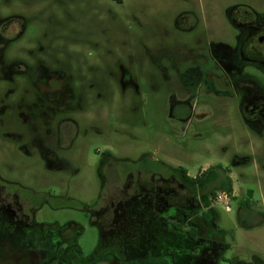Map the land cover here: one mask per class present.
Here are the masks:
<instances>
[{
  "label": "rangeland",
  "instance_id": "374dc122",
  "mask_svg": "<svg viewBox=\"0 0 264 264\" xmlns=\"http://www.w3.org/2000/svg\"><path fill=\"white\" fill-rule=\"evenodd\" d=\"M12 4L29 18L17 53L23 57L33 54L40 42H56L83 98L79 109L70 110L79 122L72 145L65 140L56 147L55 120L40 114L43 109L33 115L28 110L33 101L25 90L29 81L0 77V188L14 199L3 193L5 201L47 231L68 227L63 232L67 239L76 234L69 226L81 229L77 243L88 257L100 241L95 212H101L100 222L108 230L118 204L147 188L172 189L176 204L192 196L201 200L212 190L221 191L220 179L191 189L180 170L195 177L221 165L229 170L234 196L229 211L223 204L215 208L217 226L227 232L225 260L219 264H264V125L243 117L234 78L183 72L204 63L208 48L221 45L220 50L235 51L241 31L228 12L248 6L262 14L264 0ZM187 11L196 13L200 23L182 31L176 19ZM245 70L264 86L259 68ZM247 199L249 205L244 204ZM182 219L188 229V217ZM207 230L203 228V235ZM66 246L0 237V264H70L57 253ZM96 264L126 263L106 255ZM131 264L166 263L145 258Z\"/></svg>",
  "mask_w": 264,
  "mask_h": 264
},
{
  "label": "flooded vegetation",
  "instance_id": "af4514ba",
  "mask_svg": "<svg viewBox=\"0 0 264 264\" xmlns=\"http://www.w3.org/2000/svg\"><path fill=\"white\" fill-rule=\"evenodd\" d=\"M228 16L232 25L241 31L236 50L228 47L220 50L221 45L208 48L203 55L204 63H198V68L189 67L183 72L199 70L214 76L234 78V87L238 95H241L243 117L248 122L264 125V86L245 70L247 67H256L264 74V13L248 6H236L230 9ZM28 22L29 18L25 13L15 11L12 0H0V77L8 82H13L16 77L28 80L30 86L25 90L28 94H33V101L28 106L30 114L33 115L39 108L43 109L40 114L56 122V147H63L65 140L72 145L79 122L70 110L79 109L77 102L83 98L76 91L75 83L78 84L79 80H75L71 73L73 70H69L70 66L63 62L61 54L59 55L60 50L54 46L56 42H40L34 53L28 52L25 57L17 53L16 43L25 37ZM199 23L198 15L192 11L182 12L176 19V26L182 31L193 30ZM3 193L14 201L9 193L0 188V228L8 236L25 234L30 239L34 237L31 240L33 243L42 241L46 247L52 245L57 248L56 239L64 236L63 232L58 236L57 231L61 232L62 229L48 227L47 231L45 226L23 218L5 201ZM100 216V211L95 212L93 221L101 233L105 227L100 222ZM72 230L76 231L75 228ZM65 243L67 246L64 249L67 250L68 242ZM60 248L62 247L57 251ZM59 259L64 260L60 256Z\"/></svg>",
  "mask_w": 264,
  "mask_h": 264
},
{
  "label": "trees",
  "instance_id": "16d2710c",
  "mask_svg": "<svg viewBox=\"0 0 264 264\" xmlns=\"http://www.w3.org/2000/svg\"><path fill=\"white\" fill-rule=\"evenodd\" d=\"M180 173L186 186L191 189L217 178L220 179L221 191L230 195L234 193V182L228 175L229 170L221 165L211 166L195 177L190 176L183 168ZM216 194L217 192L212 190L210 195H204L201 200L192 196L185 204H176L171 200L172 189H144L138 195L118 204L112 227L101 231L99 245L93 254L82 256L77 243L81 229L71 225L69 229L76 230L73 238L59 236V233L66 231L68 227L63 228L61 232L57 231L58 244L68 242V249L60 248L58 255L70 264H96L106 255H114L126 264L145 258H160L166 264H219L221 259L225 260L227 232L217 226L218 213L216 206L212 205ZM249 195L252 198L251 191ZM249 202L247 199L244 204L249 205ZM184 215L188 217V229L183 223ZM203 228L208 229L205 235ZM3 230L0 228V237L9 241L16 237L29 241L34 239L25 234L11 237ZM197 249L200 250L199 253H195ZM229 262L232 264V261Z\"/></svg>",
  "mask_w": 264,
  "mask_h": 264
},
{
  "label": "built area",
  "instance_id": "2783aa9c",
  "mask_svg": "<svg viewBox=\"0 0 264 264\" xmlns=\"http://www.w3.org/2000/svg\"><path fill=\"white\" fill-rule=\"evenodd\" d=\"M231 201H232V195H230L226 191H220L216 194L215 197L212 199V205L217 206L218 204H223V206L226 208V210L231 209Z\"/></svg>",
  "mask_w": 264,
  "mask_h": 264
},
{
  "label": "crops",
  "instance_id": "0c3cea01",
  "mask_svg": "<svg viewBox=\"0 0 264 264\" xmlns=\"http://www.w3.org/2000/svg\"><path fill=\"white\" fill-rule=\"evenodd\" d=\"M203 170V169H202ZM232 196H234V193H233V195Z\"/></svg>",
  "mask_w": 264,
  "mask_h": 264
}]
</instances>
